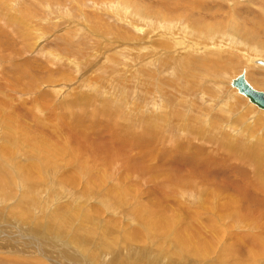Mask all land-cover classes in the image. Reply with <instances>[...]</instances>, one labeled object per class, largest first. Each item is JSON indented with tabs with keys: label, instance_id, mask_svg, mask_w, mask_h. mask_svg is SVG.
I'll return each instance as SVG.
<instances>
[{
	"label": "rangeland",
	"instance_id": "374dc122",
	"mask_svg": "<svg viewBox=\"0 0 264 264\" xmlns=\"http://www.w3.org/2000/svg\"><path fill=\"white\" fill-rule=\"evenodd\" d=\"M0 2V264H264V110L230 85L264 90V0ZM159 220L211 253L171 255Z\"/></svg>",
	"mask_w": 264,
	"mask_h": 264
},
{
	"label": "bare ground",
	"instance_id": "6f19581e",
	"mask_svg": "<svg viewBox=\"0 0 264 264\" xmlns=\"http://www.w3.org/2000/svg\"><path fill=\"white\" fill-rule=\"evenodd\" d=\"M8 2V1H7ZM1 3V2H0ZM4 3V2H3ZM29 4V3H28ZM45 5H47L46 3H45ZM7 6H8V9L10 10V4L9 3H7ZM14 6V5H13ZM48 6V5H47ZM21 7H23V6H21ZM60 11V10H59ZM13 15H14V13H13ZM19 16V15H18ZM17 18V17H16ZM18 21V20H17ZM258 21V20H257ZM255 22V21H254ZM251 23V22H250ZM258 23H259V21H258ZM261 25V24H260ZM250 26V25H249ZM263 26H264V24H263ZM239 27V26H238ZM261 27V26H260ZM97 28V27H96ZM95 28V29H96ZM100 28V27H99ZM223 28V27H222ZM239 29V28H238ZM246 29V28H245ZM248 29V28H247ZM253 29V28H252ZM263 29V28H262ZM100 30H101V28H100ZM223 30V29H222ZM28 31V30H27ZM30 31L31 32H29L31 35H33L34 36V30L33 29H30ZM102 31V30H101ZM224 31H226V30H224ZM248 31V30H247ZM246 31V32H247ZM250 31H251V29H250ZM249 31V32H250ZM82 32V31H81ZM234 32V31H233ZM236 32H238V31H236ZM113 33V32H112ZM250 33H252V32H250ZM231 34H232V32H231ZM28 35V34H27ZM30 35V36H31ZM238 35V34H237ZM251 35H253V34H251ZM29 36V35H28ZM27 36V37H28ZM32 36V37H33ZM137 36V35H136ZM235 36V35H234ZM35 37V36H34ZM29 38V37H28ZM31 38V37H30ZM36 38V37H35ZM78 38V37H77ZM250 38V37H249ZM262 38V37H261ZM248 39V38H247ZM38 41V40H37ZM250 41H254V42H257V43H259V44H261V47H264L263 45H264V41H262V40H259L258 38H250L249 39V42ZM252 43V42H251ZM254 44V43H253ZM255 45V44H254ZM128 47V46H127ZM142 47V46H141ZM177 47V46H176ZM175 47V48H176ZM47 50V49H46ZM46 52V51H45ZM129 52V51H128ZM130 55V54H129ZM132 55V54H131ZM183 58V57H182ZM256 60H258V59H256V58H254L253 59V61H254V63H257L256 62ZM144 62V61H143ZM152 65V64H151ZM263 65V64H262ZM246 70V69H245ZM247 71V70H246ZM256 79V78H255ZM255 85H256V83H255ZM257 85H258V83H257ZM259 85H261V84H259ZM202 89H204V88H202ZM258 89H260L259 87H258ZM206 92H208V93H210L209 92V90L208 91H206ZM110 93V92H109ZM86 99V98H85ZM109 101V100H108ZM91 102V101H90ZM113 105V104H112ZM116 105V104H115ZM123 111H124V109H123ZM168 120V119H167ZM160 122V121H159ZM258 122V121H257ZM259 123V122H258ZM165 125V124H164ZM159 126V125H158ZM133 132V131H132ZM171 133V132H170ZM169 133V134H170ZM171 136H172V134H170ZM169 135V136H170ZM165 136H168V135H165ZM164 139H166V137L164 138ZM61 146V145H60ZM243 146V145H242ZM44 147H46V148H48V151H47V154L46 155H44L43 157H45L46 158V163H49L48 165H50V163H53L54 161H57L56 160V157H57V159H58V157H60L61 155L63 156V153L65 152V148H64V146L62 145L61 147L62 148H59L57 145H56V147H55V145L54 144H44ZM250 149V148H249ZM100 151H102V149H100ZM246 151V150H245ZM247 152V151H246ZM250 152H252V150H250ZM46 153V152H45ZM73 155H72V157H71V159L69 160V161H71V160H73L74 159V157L75 156H80L82 159H83V156H82V154H83V151H81V150H79V149H77V148H72V152H71ZM245 153V152H244ZM65 154V153H64ZM246 154H248V153H246ZM245 154V155H246ZM41 155V154H40ZM243 155V154H242ZM244 155V157L245 158H252V156H254V155H258V153L256 152L255 154L253 153V154H248L247 156H245ZM61 156V157H62ZM60 157V158H61ZM44 158V159H45ZM60 158L58 159V160H60ZM2 159H5L4 157H2ZM35 159H37V163H38V161H40V159H41V156H40V158L39 157H37V156H35ZM39 159V160H38ZM41 160H43V158L41 159ZM65 160V159H64ZM7 161H9V160H7ZM34 161V160H33ZM61 161V160H60ZM63 161V160H62ZM82 162H85L84 160L82 161ZM9 163V162H8ZM18 163H20V162H18ZM30 163V165H28ZM28 164H25V165H23V164H20L19 165V167L17 166V170H19L20 172H22L23 173V181L24 182H26L27 184H20V187L21 188H26V187H28V190H33L37 185L35 184V181H38L41 177H40V172L42 171V169L40 168V165H39V167H38V165L36 164V163H33V162H29ZM40 163H42V162H40ZM44 163V162H43ZM5 164L7 165V162H5ZM54 164V163H53ZM56 164V163H55ZM58 164V163H57ZM13 165V164H12ZM18 165V164H17ZM14 166V165H13ZM98 166V165H97ZM5 165H4V169H5ZM8 167H11V166H7L6 168H8ZM16 167V166H15ZM2 168V169H3ZM5 170H7V169H5ZM9 170V169H8ZM6 171V172H8L9 173V171ZM258 170H259V172H261V173H263L264 174V167H260V166H258ZM40 171V172H39ZM12 172V171H11ZM50 173V172H49ZM10 174V173H9ZM12 177H13V175H12ZM71 176H69V178H70ZM77 178V177H76ZM73 179H75V178H73ZM72 179V180H73ZM15 183H16V179L15 178H13L12 179ZM77 180V179H76ZM22 181V180H21ZM75 181V180H74ZM99 181V180H98ZM101 182H102V178L100 179V181H99V184H101ZM40 183H42V182H40ZM75 183V182H74ZM79 183H80V181H79ZM17 185V184H16ZM74 185V184H73ZM95 185V184H94ZM80 186V185H79ZM95 187V186H94ZM12 188H14V187H10L9 189L6 187V185H5V177L3 176V173L1 172V170H0V193H1V191H2V193H1V197H6V199H7V196L8 195H10V199L12 198L11 197V195L14 193L15 194V191L13 190H11ZM36 188H38V187H36ZM83 189V188H82ZM180 189V188H179ZM67 191V190H66ZM86 192V191H85ZM13 194V195H14ZM106 194V193H105ZM80 195V194H79ZM90 197H92V196H89L88 198H90ZM105 197V196H104ZM9 198V197H8ZM1 199V198H0ZM9 200V199H8ZM88 200V199H87ZM89 201V200H88ZM57 202V201H56ZM62 204V203H61ZM76 204V203H75ZM23 205V204H22ZM31 205V204H30ZM68 205V204H67ZM67 205H64V206H57V208H56V211H61V212H55L54 214H53V217H54V219L56 220L57 218H59V217H63V219L60 221V222H58V224H59V226L60 227H62V226H64V224H65V220H64V216H63V214H62V212L64 213V214H66L65 213V210H67V209H69V206L68 207H66ZM25 206V205H24ZM81 206H84L83 204L82 205H78L77 207H75L74 208V211L75 210H81V211H89L90 210V207H86L87 205H85V207L87 208V209H84L83 207H81ZM48 206H45V207H43L42 209H44V210H46V208H47ZM29 209V208H28ZM122 208H120V210H121ZM92 210V209H91ZM122 211H123V209H122ZM22 213H26V212H23V210H22ZM52 215V214H51ZM164 222H162V220H159V221H155V222H152V223H154V229H155V232H162V231H168V230H170V229H172L173 228V230H176V233H175V235H174V237L175 238H177L178 239V241H179V243L178 244H175V249L173 250V249H171L170 250V254L171 255H174L176 258H181V257H183V256H185L186 255V257H188V256H191V254H199V255H201V256H207V255H209L211 252H210V244H211V242H212V240H211V242H210V240L208 239V235H206V237H204L203 236V239H205L204 240V242H202V240H201V242H197L196 241V239H195V237L194 236H196V234L194 233L195 231L194 230H189V229H185V228H175L173 225H172V221H165V220H163ZM90 222H92L91 221V219H90ZM119 222V221H118ZM147 222V221H146ZM94 226H92L91 228H93ZM119 228V227H118ZM144 231H146V232H148V234L149 233H151L150 232V230H149V226L147 225L146 227H142V229H141V231L139 232V234L138 235H136L135 237H137L136 239H135V241L137 242V241H146L147 240V238L145 239L144 237V235H145V232ZM67 234V233H66ZM101 234H102V232H101ZM152 235H154V236H156L155 235V233H152ZM66 236V235H65ZM120 236V235H119ZM123 236V235H122ZM239 236V235H238ZM101 237V236H100ZM134 237V238H135ZM124 238V239H123ZM122 239L124 240V242L126 241V238L125 237H123ZM133 238V239H134ZM212 238V237H211ZM174 239V238H173ZM173 239H171L172 241H173ZM234 240V239H233ZM122 241V240H121ZM242 241V240H241ZM174 242V241H173ZM235 243V242H234ZM9 246V245H8ZM213 246V245H212ZM1 248H5V245H2V243H1V246H0ZM13 246H11L10 248H12ZM215 247V246H214ZM243 247V246H242ZM13 248H15V247H13ZM233 248V247H232ZM239 248V247H238ZM132 249V248H131ZM136 249H138V248H136ZM9 250V249H8ZM10 251V250H9ZM144 251H145V249H144ZM146 252V251H145ZM234 253V252H233ZM115 254V256H119V254L120 253H114ZM147 254V253H146ZM237 254V253H236ZM240 254V253H239ZM104 255H105V253H104ZM148 255V254H147ZM151 255V254H150ZM40 256H41V254H40ZM106 256H108L107 254H106ZM121 256V255H120ZM163 257V256H162ZM194 257H196V256H194ZM198 257V256H197ZM105 258V257H104ZM108 258V257H107ZM199 258V257H198ZM110 259V258H109ZM136 259V258H135ZM145 259H147V256L145 257ZM149 259V258H148ZM16 260H17V257H16ZM39 260V259H38ZM144 260V259H143ZM177 260V259H176ZM150 261V260H149ZM117 262L118 261H116L114 264H117ZM119 264H120V262H118ZM165 263V262H164ZM176 263V262H175ZM152 264H153V262H152Z\"/></svg>",
	"mask_w": 264,
	"mask_h": 264
},
{
	"label": "water",
	"instance_id": "95a60500",
	"mask_svg": "<svg viewBox=\"0 0 264 264\" xmlns=\"http://www.w3.org/2000/svg\"><path fill=\"white\" fill-rule=\"evenodd\" d=\"M259 64H264V60H256ZM230 85L238 92L248 98L249 102L264 110V90L255 88L247 79L246 70L243 69L231 80Z\"/></svg>",
	"mask_w": 264,
	"mask_h": 264
}]
</instances>
